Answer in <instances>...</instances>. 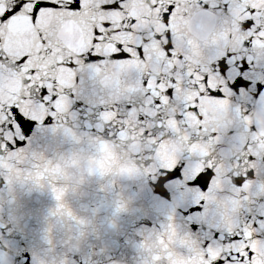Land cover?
Segmentation results:
<instances>
[{
	"label": "snow or ice",
	"instance_id": "obj_1",
	"mask_svg": "<svg viewBox=\"0 0 264 264\" xmlns=\"http://www.w3.org/2000/svg\"><path fill=\"white\" fill-rule=\"evenodd\" d=\"M77 100L94 134L65 126ZM34 125L87 141L102 191L139 175L170 197L142 264H264V0H0V174L46 185L82 237L55 183L78 157L29 156Z\"/></svg>",
	"mask_w": 264,
	"mask_h": 264
},
{
	"label": "water",
	"instance_id": "obj_2",
	"mask_svg": "<svg viewBox=\"0 0 264 264\" xmlns=\"http://www.w3.org/2000/svg\"><path fill=\"white\" fill-rule=\"evenodd\" d=\"M101 107L97 105L96 110ZM88 110L83 101H74L71 111L77 119L68 118L65 126L78 135L94 134L86 126L94 123ZM55 123L41 128L51 129ZM24 148L29 156L35 153L53 163L62 164V158L71 154L78 157L75 166L62 165L55 183L67 188L64 203L71 212L90 224L85 235L78 237L72 222L51 215L56 201L46 185L38 187L28 181L9 185L0 174V264H142L138 246L166 223L170 197L162 196L150 178L139 175H117L111 187L102 191L113 179L111 174L89 175L93 162L88 142L73 143L59 130L42 131L34 125ZM26 169L31 170L30 163L21 165V173ZM117 201L123 202L124 210L114 214ZM175 221L184 223L179 210Z\"/></svg>",
	"mask_w": 264,
	"mask_h": 264
}]
</instances>
